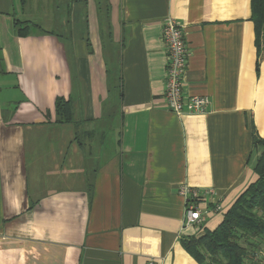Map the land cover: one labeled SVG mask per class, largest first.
<instances>
[{
  "label": "crops",
  "instance_id": "crops-1",
  "mask_svg": "<svg viewBox=\"0 0 264 264\" xmlns=\"http://www.w3.org/2000/svg\"><path fill=\"white\" fill-rule=\"evenodd\" d=\"M64 1L51 0L57 16L0 0V264H200L186 242L257 180L264 46L257 62L250 0ZM29 18L43 24L18 36L13 20ZM166 18L184 30L183 90L209 99L204 114L163 105ZM58 97L72 123L55 124ZM184 185L223 212L184 227ZM258 253L245 264H264Z\"/></svg>",
  "mask_w": 264,
  "mask_h": 264
},
{
  "label": "trees",
  "instance_id": "trees-1",
  "mask_svg": "<svg viewBox=\"0 0 264 264\" xmlns=\"http://www.w3.org/2000/svg\"><path fill=\"white\" fill-rule=\"evenodd\" d=\"M250 9L259 62L264 46V0H250ZM12 28L20 37L27 36L30 30L27 21L13 20ZM54 108L55 124L72 123L69 99L56 98ZM252 145L260 148L254 165L257 180L239 195L216 229L205 230L201 237L191 238L185 244L200 264H245L249 257L255 259L264 243V139L253 133Z\"/></svg>",
  "mask_w": 264,
  "mask_h": 264
},
{
  "label": "built area",
  "instance_id": "built-area-1",
  "mask_svg": "<svg viewBox=\"0 0 264 264\" xmlns=\"http://www.w3.org/2000/svg\"><path fill=\"white\" fill-rule=\"evenodd\" d=\"M161 42L166 56L165 79L162 92V101L166 110L177 115L204 114L209 104V99L204 96H189L184 93V73L189 58V49L186 46L184 30L175 20L166 18L162 24ZM183 196V226H197L203 223L209 211L222 213L223 208L216 202L211 201V209H203L200 202L205 197H211L210 190L200 191L187 186L179 188ZM258 256V255H257ZM254 261H259L258 257ZM147 264H155L153 259Z\"/></svg>",
  "mask_w": 264,
  "mask_h": 264
},
{
  "label": "rangeland",
  "instance_id": "rangeland-1",
  "mask_svg": "<svg viewBox=\"0 0 264 264\" xmlns=\"http://www.w3.org/2000/svg\"><path fill=\"white\" fill-rule=\"evenodd\" d=\"M61 2H65V1L61 0ZM24 5L30 11L33 10V12H36L34 9L37 8V11H42L41 14L48 13V12L53 11V10H55L57 16H60V14H61V16H63L62 13H64V11H63L64 10V5L61 4L60 7H59V5H58V7H56V4L55 5L51 4V0H47V1H42V0H24ZM29 19L31 20L30 22H28L30 30L36 29V27H33V25L36 26V23H38V25L43 24L39 20H34L35 18H29ZM257 255H260V254L257 252Z\"/></svg>",
  "mask_w": 264,
  "mask_h": 264
}]
</instances>
